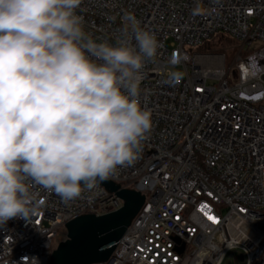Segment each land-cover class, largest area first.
<instances>
[{
	"label": "built area",
	"instance_id": "2783aa9c",
	"mask_svg": "<svg viewBox=\"0 0 264 264\" xmlns=\"http://www.w3.org/2000/svg\"><path fill=\"white\" fill-rule=\"evenodd\" d=\"M77 12L97 42L132 18L160 44L140 83L152 127L106 180L145 202L112 262L96 264H223L234 252L264 264V0H82ZM216 34L232 55L207 49ZM32 191L36 215L0 225V264H50L68 223L125 205L99 183L68 202Z\"/></svg>",
	"mask_w": 264,
	"mask_h": 264
},
{
	"label": "clouds",
	"instance_id": "9594fccd",
	"mask_svg": "<svg viewBox=\"0 0 264 264\" xmlns=\"http://www.w3.org/2000/svg\"><path fill=\"white\" fill-rule=\"evenodd\" d=\"M81 3L0 0V225L36 215L35 186L68 202L133 164L152 127L139 94L156 35L130 18L97 42Z\"/></svg>",
	"mask_w": 264,
	"mask_h": 264
},
{
	"label": "water",
	"instance_id": "95a60500",
	"mask_svg": "<svg viewBox=\"0 0 264 264\" xmlns=\"http://www.w3.org/2000/svg\"><path fill=\"white\" fill-rule=\"evenodd\" d=\"M125 201L118 211L90 215L66 225L67 240L58 244L50 264H96L112 262L116 244L122 239L144 205L140 193L122 190L112 182L99 183ZM243 262V257H240ZM238 264V262L236 263Z\"/></svg>",
	"mask_w": 264,
	"mask_h": 264
},
{
	"label": "rangeland",
	"instance_id": "374dc122",
	"mask_svg": "<svg viewBox=\"0 0 264 264\" xmlns=\"http://www.w3.org/2000/svg\"><path fill=\"white\" fill-rule=\"evenodd\" d=\"M232 41L233 40L227 35L223 36L222 34H216L213 36L212 40L210 41L211 44L207 46V49L209 50L211 49L210 51L212 52L220 51V52H226V53H229V55H232V51L235 46V44ZM246 50L247 49L245 48V51ZM231 61L232 60L230 59L229 62ZM231 75L236 80V72L232 71ZM232 84L233 82L230 83V85ZM66 240H67V231L66 230L60 231L58 239H57L58 244ZM234 253H235L234 257L230 255L229 257L226 258L223 264H236V260L238 264H244L243 262L240 261V257L242 256V254L240 252H234Z\"/></svg>",
	"mask_w": 264,
	"mask_h": 264
}]
</instances>
